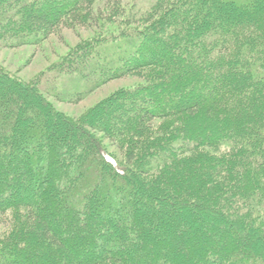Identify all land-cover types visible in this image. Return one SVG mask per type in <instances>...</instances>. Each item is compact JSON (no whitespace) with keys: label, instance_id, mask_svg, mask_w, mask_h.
Here are the masks:
<instances>
[{"label":"trees","instance_id":"16d2710c","mask_svg":"<svg viewBox=\"0 0 264 264\" xmlns=\"http://www.w3.org/2000/svg\"><path fill=\"white\" fill-rule=\"evenodd\" d=\"M76 26L35 79L0 66V264H264V0H0L1 45ZM54 72L141 81L75 118Z\"/></svg>","mask_w":264,"mask_h":264},{"label":"rangeland","instance_id":"374dc122","mask_svg":"<svg viewBox=\"0 0 264 264\" xmlns=\"http://www.w3.org/2000/svg\"><path fill=\"white\" fill-rule=\"evenodd\" d=\"M132 0H126L131 3ZM136 3L147 5L152 0H135ZM112 28L119 26L118 22L109 23ZM95 27L63 28L59 34L49 36L47 39L36 44H25L17 47H8L0 44V66L23 81H31L38 77L44 70L58 60L68 49L80 40L91 36ZM57 72L46 74L49 78L41 82L47 88H54L62 96H69L72 99L60 101L54 96H49L56 109L71 117H79L85 110L89 109L102 98L113 93L121 87H131L141 81L137 76H125L110 80L92 91H87L82 98L83 86L75 81V77L59 74ZM114 150L113 147H110ZM5 230V225L0 224V232Z\"/></svg>","mask_w":264,"mask_h":264}]
</instances>
